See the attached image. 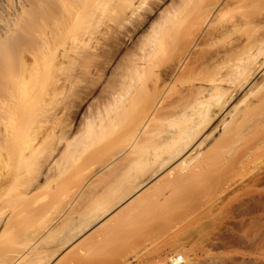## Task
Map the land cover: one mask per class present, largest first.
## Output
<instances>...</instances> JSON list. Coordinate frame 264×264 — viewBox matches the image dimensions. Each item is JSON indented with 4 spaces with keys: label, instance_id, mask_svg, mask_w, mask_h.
I'll use <instances>...</instances> for the list:
<instances>
[{
    "label": "bare ground",
    "instance_id": "1",
    "mask_svg": "<svg viewBox=\"0 0 264 264\" xmlns=\"http://www.w3.org/2000/svg\"><path fill=\"white\" fill-rule=\"evenodd\" d=\"M148 1L0 0V264H55L90 239L110 242L117 227L107 221L119 220L149 186L177 168L199 173L205 130L217 120L219 138L235 123L225 134L228 149L260 132L238 169L264 158V95L251 100L264 87V0H164L152 21L140 23ZM135 23L133 32L126 28ZM97 85L99 97L89 102ZM240 97L250 98L243 110L254 114L245 128L233 120ZM237 180L225 192L238 190ZM215 211L183 212L179 224L199 229L194 242L183 239L199 245L201 256L176 238L166 264L227 258L218 252Z\"/></svg>",
    "mask_w": 264,
    "mask_h": 264
},
{
    "label": "rangeland",
    "instance_id": "2",
    "mask_svg": "<svg viewBox=\"0 0 264 264\" xmlns=\"http://www.w3.org/2000/svg\"><path fill=\"white\" fill-rule=\"evenodd\" d=\"M163 2H164V0H155V1L151 0V2H150L151 4H150L148 1L149 5L146 4V6L148 5V7L144 6V9H142L143 11L141 10L144 13L140 12V16H141L140 19L141 20L139 22L141 23L147 19H149V22L152 21L156 17V14L158 12H160V10L163 8V6H162ZM146 9H147V11H146ZM155 11H157L156 14L151 17V14L154 13ZM130 25L131 26H126V28L129 27V31L133 32L137 28V26H136L137 24L135 23L134 25H132V24H130ZM134 27H135V29H134ZM146 27L147 26H145L144 29ZM127 29H126V31H127ZM124 30H125V28H124ZM129 31H127V32H129ZM260 81L261 82L258 81L260 84L263 83L262 80H260ZM259 83H258L259 86H257V88L260 87ZM261 89L264 91V87L260 88V90ZM260 90H259V92H260ZM259 92L257 93L258 95H256V93H255L251 97V100H252V98H254L253 102H254L256 97L264 95V92H261V94H259ZM262 93H263V95H262ZM89 97H90L89 102L92 101L93 99H96L99 97L98 85L93 90V92L90 94V96L87 97V99ZM242 98L241 97L239 98L240 101H239V99H237L238 101H236V102L239 104L236 103V105H235V107L237 105L239 107L240 104L242 103L240 108L236 109V112H235V113L239 112L238 116L239 115L240 116L237 117L234 114L233 117L234 116H236V117H234L233 120H236L238 125L239 126L241 125V128H245L248 125L245 123L247 121H248L247 123H250V121H251V120H248L247 118L252 119L254 117V114L251 116H249L250 114H247L249 117H245L246 109L244 107L251 104V100H250V98L246 99V100H244L245 99L244 97H242ZM83 105H84V102L81 105V107ZM87 105H88V103L84 106L82 111H84V109L86 108ZM243 105H246V106H243ZM243 108L245 111L243 110ZM241 110H242V113L244 115L242 113H240ZM241 116H244L247 120H245V118H244V120H241V119H243V117L241 118ZM217 121L211 123L209 125V127L205 130L204 136H206L205 139L206 138L207 139L205 140L206 142H204L203 145L206 144L205 145L206 148L203 147V145H202L201 149L203 148V150L204 149H206V150H204V151L202 150V152L200 150V153L202 154V156L199 155L198 158L195 160V163L193 161V163L198 168L201 164V162H199V161L203 160L202 161L203 164L204 163H206V164L205 165L202 164L200 167L203 168L204 170L200 169V168L197 169L196 167L194 168L195 165L192 163L193 164L192 167L194 168L193 170L199 172V173L197 172L198 174L195 173L196 174L195 176H198V177H195L194 173L192 171L191 172L193 174L190 172H186L185 170L182 171L181 168H179V169L177 168L176 171L174 170L171 172V174H167L168 176L165 175L166 177H164V175L161 176V178L164 177L165 179L164 178H163V180L160 179L158 182H155V183L152 182L154 186H149L148 189L144 190V192H143L144 195L141 194L137 199H135L133 201V203L131 204V206H129L130 208L126 207L125 208L126 210L124 209L121 211V213L123 212V214H125V215H121V217L119 216V218H118L119 220H116L117 215H115L116 216L114 219L115 222L114 221L111 222L110 220L107 221L108 226L105 225L106 227L110 228V227H113V225H114V227L115 226L117 227V228L115 227L117 230H116V233L113 235V239L110 242L104 243L103 241H97L95 243V241H93L94 239L93 240L90 239V241L87 240L88 242L84 243L81 246L80 250L78 251L79 253H77V256H76V254H72L75 256H71L70 253H67V254L63 253L62 255H60L55 260V264H67L71 260H72V262H71V264H72L74 262L76 263L79 258L81 259V261L79 260L77 262V264L79 262H80L79 264H119V263L123 264V262H126L125 259L127 258V256H128V259H130V261H131L130 262L129 260L126 259L127 262L129 261L128 262L129 264H157L158 262H159L158 264H160V263L166 264V262H165L166 258H168L169 254L175 250L173 247L174 245H172L173 242L176 243L179 240V238L183 239L184 236H186L187 238L189 237L190 239H192L191 237H193V239H195V237L193 235L196 234L195 231L198 227L196 228V226H195L194 228H190V226L185 227V226L180 225L178 222L180 217L182 215L184 216L185 215L184 213H187V212L188 213L206 212L210 215H212V214L214 215L215 214L214 209H216L215 212H217L220 215L221 222H222V224L220 222L221 225L219 224V228L216 230V232L217 231L218 232L216 235L217 237L216 236L215 237L218 239V243L216 241L217 239L214 240V242L216 241L215 243H217V245H219L218 247H220L218 252L220 251L223 254H225V256H227V258L224 257V259L226 258L225 260L224 259L221 260L223 262L218 263V264H264V162H262V160L264 158H260V160L262 159L261 161L260 160L258 161V159H256L257 162L256 163L253 162L254 165L252 163H249V164H251V166H249V164H247L246 166H249V167H247L246 169H245V167H244V169L242 168L243 170L241 168L238 169L240 167L238 164L239 163L242 164L241 160L245 161V158L244 159L242 158L245 156L240 155V154H243L245 148H247L248 146L252 147L253 144L256 143V140L254 142L253 140H250V139H257L256 135L258 133L260 135V132H257V134L254 133L256 135L249 133L250 135L252 134L254 137L253 138L251 136L252 138L250 137V139L248 137L250 135L246 134V136L249 140H247V138H246V140H247L246 142H245V140H242V141H244V144L248 142V145L245 144L246 146L245 145L243 146V142H240L241 145L238 144L236 146V148H238V146H239V148H238L239 150L236 151V149H234L235 147L228 149V147H227L228 137L225 134H228V133L231 134V132H233V130L235 129V123L233 124V122H232L233 125H231V123H230V125L227 126V128L230 126L229 127L230 130H228L229 128L228 129L226 128L227 131H225L226 133L224 132V134H223L224 136L227 137V139H226V137L223 138L222 135L220 136V138L217 136L219 134V128H218L219 126H218V123H216ZM215 131H217L216 136H215ZM208 134L210 135V137ZM219 140H221V143ZM210 143L213 146L210 145ZM208 144L210 145V147H208ZM249 144H251V146ZM240 146H241V148H240ZM249 147H248V149H249ZM208 148H210V149H208ZM225 149L226 150L228 149L229 151L228 150L225 151ZM231 149H233L236 152H234ZM246 151H248V150L246 149ZM204 154H206V155H204ZM245 154L246 153H244V155ZM205 160H206V162H205ZM210 160H212V161H210ZM238 160H240V162H238ZM213 161H214L215 166L211 163ZM196 163H198L199 166ZM236 164H237V166H239L238 168H237ZM208 166H211L208 168L209 173L207 171ZM244 166H245V164H244ZM210 168H212V169H210ZM190 169H192V168H189V171H190ZM178 170H179V172H178ZM184 171H185V173H184ZM202 171H204V172H202ZM174 172L176 174H174ZM180 173L184 177H182ZM186 173H187L188 177L190 178L189 181H186L188 179V177L185 176ZM188 173L192 174V176H193L192 178H194L193 180L190 177L191 175L189 176ZM204 173H206V174H204ZM177 174H178V176H177ZM179 174H180V176H179ZM234 176H235V178H234L235 180H237V178H238V180H240L241 177H244V178H241V179H244L243 181L237 180L238 184H240L239 182H242L243 184H240L241 185L240 188H239V185H237L239 188L238 190L236 189L237 187H235V189L232 190L234 192L231 191V192L227 193V192H225L224 189L226 188V191H229L230 189H232V187L230 188L229 186H228L229 189H227V185L231 184L230 186H232L233 184L230 182L235 183V180H232L229 183L227 181L230 179H233L232 177H234ZM185 177H187V178H185ZM184 178H185V180H184ZM178 179H181L180 182H178L179 181ZM165 180H167V181L165 182ZM169 180L171 181V185H173V182H175V180H177V181L175 182V185L170 187V181ZM194 181H196V182L193 184ZM186 182H188V183H186ZM201 182L203 183V185L199 184ZM162 183H165L167 185L162 184ZM191 183H192V185H190ZM163 185H165V186L163 187ZM188 185H189V187H188ZM184 186H186V187H184ZM161 187H163V188H161ZM175 189H176V191H175ZM192 189L193 190L195 189V191H193ZM161 190H162L163 194L158 193V192H161ZM168 190L170 191V194H172V192L174 191L172 194L173 197L170 196V194L168 193L169 192ZM147 193H148L150 198L148 197V195H145ZM157 194H159V195H157ZM161 195L162 196L165 195L166 196V197L164 196L165 199ZM144 196H146V197H144ZM140 199L144 200L145 202L148 199L146 203L149 205L148 207L150 208V210L147 208V204L143 201H142L143 202L142 203L140 201ZM171 199H173L174 201H172ZM177 199H178V201H177ZM181 199H183V200H181ZM166 200L167 201L170 200L171 202L169 203V201H168V203H167ZM152 201H155V202L153 203ZM163 201L166 202V204ZM138 202L142 203V204H138ZM174 202H175V204H174ZM159 205H161V206L159 207ZM170 205L172 207H174V210H173V208H171ZM139 206H140V209L142 211L139 209ZM151 206L155 209L151 208ZM135 207H137L138 209ZM128 208L131 210H132V208H134L133 212H134V210H136V211L133 214H135V213L137 214L134 216L135 217L139 216L137 218L141 219L142 221H144L143 219L146 218L147 213H150V214L152 213L153 216L150 214H147V215H150L152 218L149 217L150 220H148L149 218L147 217V220H145L143 222V224H140L138 222L142 223V221H137V218L133 217L132 213L130 214V210ZM144 208H146V209H144ZM164 208L166 210H164ZM152 209L155 212L152 211ZM128 210H129V212H128ZM143 210H145V211H143ZM156 210H157L158 214L162 215V216L164 215L163 214L164 211L169 212L170 210H171V212H173L176 215V217L179 216V217H177L178 218L177 219L175 216L172 215L173 218L177 219L178 223L175 222V219H172V220H174L173 222L180 225V226H177L178 228H177V230H175V232H173L172 230H174L173 228H174V225L176 226V224H174L172 226L173 223H172V220H170L171 217L166 218L165 216L167 214H165L164 217L159 216L157 214ZM177 210L179 212H177ZM137 212L138 213L140 212L141 214L143 213L144 216L143 215L140 216V214H138ZM144 212H146V213H144ZM153 212L156 213L155 215H157L156 220H155V218H153L155 216ZM141 217L142 218L144 217V218L142 219ZM168 217H169V215H168ZM153 219L155 221H152ZM116 221H117V223H116ZM39 223H41V222H39ZM120 223L123 224L124 226L122 225L123 227L121 228V231L119 232L118 226ZM170 226L173 227V228L171 227L172 228L171 234H170V231L168 230V228L171 229ZM179 227L183 228V229H180ZM175 229H176V227H175ZM181 230H182V232H181L182 236L180 235L181 236L180 237L179 234H180ZM197 230H199V229H197ZM178 231H179V233L177 234ZM210 231H211V235L213 234V236H214V233L216 234V232H214L215 230L214 231L208 230V232L206 230V233L210 234ZM168 232L170 235H168ZM213 236H211V237L213 239H215V237H213ZM186 237H185V239H186ZM53 238H51V239H53ZM176 238L178 240H176ZM51 239H49V241ZM185 239H183V241ZM193 239H192V241H193ZM151 240L154 242V244L152 243V245H151V242H152ZM47 241H46V243L48 244ZM183 241L182 242L178 241L179 245H181V246L183 245V247L186 245L185 247L187 249L189 247H194L195 249H197L198 257L201 256L202 250H201V247H199V245L194 244L193 243L194 241L193 242L192 241L191 242L190 241H188V242L184 241L183 242ZM185 243H187V244H185ZM44 244L45 243L43 242L41 244V246L46 245V244L45 245ZM146 245H147V247H146ZM149 245H150V247H152V246L153 247L150 248V247H148ZM169 247H171V248H169ZM93 249H94V251L95 250L96 251L92 252ZM137 249L139 250V252H142V250H143V252L142 253L138 252V254L141 256L137 255V259H135L133 257L136 256V255H134V253L136 251H138ZM170 250H172V251L170 252ZM133 251H134V253H133ZM168 251H169V253H168ZM132 253H133V255H132ZM68 254L70 255L69 260H68ZM129 254H131L132 256ZM177 254L180 255V257H181V254L176 253V255ZM65 255H67V256H65ZM130 257L135 259V260L131 259ZM60 259H62V260H60ZM74 259L76 261H74ZM163 259H165V260H163ZM161 261L162 262L164 261V263H162ZM217 262L215 261V262H211L209 264H212V263L216 264ZM124 264H126V263H124ZM199 264H202V263L200 262ZM205 264H207V263H205Z\"/></svg>",
    "mask_w": 264,
    "mask_h": 264
}]
</instances>
